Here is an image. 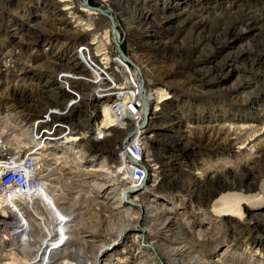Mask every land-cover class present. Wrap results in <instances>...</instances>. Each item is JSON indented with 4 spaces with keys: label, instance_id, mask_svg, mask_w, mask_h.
<instances>
[{
    "label": "rangeland",
    "instance_id": "1",
    "mask_svg": "<svg viewBox=\"0 0 264 264\" xmlns=\"http://www.w3.org/2000/svg\"><path fill=\"white\" fill-rule=\"evenodd\" d=\"M61 1L65 0H0V148L41 159L45 201L72 208L71 231H77L69 233L73 243L62 249L66 254L78 252L79 240L92 246L110 244L111 231L127 225L125 209H114L127 184L114 169L116 157L111 155L109 161V152L99 147H91L89 153L78 144L57 149L48 145L37 151L42 146L33 144L32 126L44 116L45 101L54 99L41 96L36 109L23 94L37 99L38 89L50 92V86L44 87L53 72L50 65L64 66L75 47L100 37L84 28L98 27L108 36L112 26L97 20L100 14L87 11L83 0ZM73 3L81 19L73 20L77 16L66 12L61 16V10ZM90 3L114 17L123 52H137L146 62L149 73L141 79L162 90L164 99L170 97L157 119L151 121L149 115V123L143 125V133L153 135L150 150L163 175L158 184L149 181L139 195L160 213V222L146 238L126 235L124 247L113 257L106 255L107 263L151 264L152 255L142 246L158 242L164 248L180 243L188 249L189 255L178 264H264V0ZM134 9H144L151 19L142 23ZM45 21L48 24L40 26ZM70 22L73 31L79 27L82 33L61 36L51 28ZM68 42L74 46L68 48ZM11 62L12 68L3 70L4 63ZM126 65L132 69V64ZM145 96L151 114L157 102L148 92ZM95 104L103 116L105 103ZM102 122L103 118L99 127ZM0 196L7 198L1 185ZM168 220L173 236L157 235ZM162 259V264L173 263Z\"/></svg>",
    "mask_w": 264,
    "mask_h": 264
},
{
    "label": "bare ground",
    "instance_id": "2",
    "mask_svg": "<svg viewBox=\"0 0 264 264\" xmlns=\"http://www.w3.org/2000/svg\"><path fill=\"white\" fill-rule=\"evenodd\" d=\"M69 1L70 0H65L60 3L67 4ZM77 9L74 3L70 4L65 9L61 10V16H64L66 12V14L77 16L73 17V20L81 19L76 13ZM93 11L94 10H92V13L94 15L98 13ZM136 12L138 16H134L142 20V23H147L151 19V14L145 12L144 9L136 10ZM108 14L110 15L109 11ZM114 21L116 20L114 19ZM47 24L48 21H45L41 23L40 26H46ZM84 25L83 23L81 26ZM111 25L110 23V26ZM57 26L58 27L51 26V28L54 31H58L60 34L75 35L82 33L79 27H73L74 31L72 30V22L65 25L57 24ZM114 27L118 33L116 22ZM112 29L111 26L109 31ZM127 30L128 33H130L132 29L127 26ZM83 31L93 32L106 30L99 29L98 27L94 29L90 27V29L84 28ZM111 43V39H104L102 41L101 37H97L94 42L87 41L75 47L74 51L63 64L64 66L59 64H54L55 66L50 65V67L53 68V72L47 75L49 78H47L44 84L46 88L50 86V89L48 88L50 91L49 93L44 90L38 92V89L36 91L37 99L25 93L22 97L29 101V105H32V107L36 109H39L38 105L41 106V103L36 101L41 98V96L50 94L55 100L52 102L49 100L47 103L46 101L45 103L43 102L46 105L43 110L44 116H40L32 126L34 127L33 144L36 145V147L42 146L39 147L37 151L42 150L48 145H50L52 149H57V146H63L64 144H78V146L82 147L86 152H88L91 147H99L108 151L109 161H111V155L116 157L117 166L114 169L119 175L123 176V180L126 181L127 186L122 190L120 198H118V207L114 209L117 212L125 209L127 225L121 230L113 229L111 231L110 236L114 239L110 241V244L105 245L103 243H96L97 245L94 244L92 246L88 245V242L85 240H79L80 242H77L75 238V242L78 243H76V245L79 246L77 247L78 252L73 251L65 254L61 253L62 249L68 244H72L73 242H70L72 240H61L47 247H45V245L48 244L49 237L54 235L56 228L57 231H67V237L70 236L71 239L69 233L72 229L70 226L72 208L67 209L60 207L56 202L47 203L45 201L47 185L45 191L41 193L39 198V200L42 201L41 206L34 202L32 197H25L23 199L11 197L9 200L0 196V264H109L107 263L106 255H111V257H113L114 253L118 252L119 247H124L125 242L123 239L126 235L133 232L138 238H146L151 227L160 222V213L157 212L156 208L153 207L150 202L141 199L142 196L139 195V192L143 188L148 187L149 181L153 180L154 183L158 184L162 180L161 176L163 174L161 167L154 163L155 161L152 158V152L150 150V140L153 137L152 134L146 135L143 133V142L139 153V166L145 175V185L134 186L132 174L128 171L129 163H127L126 159L127 148L130 140L137 132V112L136 105L132 99H126V94L115 93V91H120V88H126V77L119 72L115 48L114 46L111 47ZM65 45L70 48L74 46V42H68ZM97 46L98 53L101 57L100 62L98 56H96ZM101 46L106 47L102 52L99 51ZM120 47L121 55L125 59V65L126 63L132 64L131 71L138 75L145 87V93L148 92L150 99L157 102V104H155V110L151 112V114L149 113L151 116L150 120L155 121L160 114L161 106H163L170 97L164 99L162 90L153 89L152 84H146V82L141 79L144 72L146 74L149 73V70H147L148 66L146 62L143 61L142 57L138 56L137 52H133L127 56L122 50L121 39ZM96 102L105 103L106 110L103 116H100V108L99 105L95 104ZM84 114L86 117L83 119L84 124H82ZM102 118L103 122L99 127L100 124L98 125V123ZM148 120L149 117L146 120L145 115L144 123L148 124ZM41 121L48 122L41 125ZM77 124L80 125V132H78ZM144 127L145 126H143V130L145 129ZM50 135L57 137V141H53V138H49ZM243 148L244 147L241 149ZM0 150L1 157L3 154L1 148ZM5 152V155L9 156L11 160H16V162L21 160L19 157H16V154L10 153L9 151ZM32 155H34V153H32ZM98 156L99 154L94 157ZM27 158H30V156ZM37 161L42 162L41 159H37ZM103 164H105V162H103ZM42 178L45 184H47L43 175ZM46 199H48L47 196ZM128 206L131 207L128 209ZM130 212L135 213V215L132 217ZM121 215H123V212ZM172 224L173 223L168 220L165 226L158 230L157 235L164 233L165 237H172ZM75 231H77L76 228ZM85 238L89 237H84V239ZM121 241H123V243H121ZM172 245L177 247L164 248L159 245L158 242H151L150 245H145L146 247L142 246V249L152 255L153 261L151 264H162V258H167V260L171 258L173 263L169 264H178L182 261V258L189 255V251L185 246H181L180 243H172ZM151 250H155L156 253H152ZM80 253L83 254L82 257H80ZM155 254H157V256ZM196 260L198 259L196 258ZM195 264L204 263L196 261Z\"/></svg>",
    "mask_w": 264,
    "mask_h": 264
},
{
    "label": "built area",
    "instance_id": "3",
    "mask_svg": "<svg viewBox=\"0 0 264 264\" xmlns=\"http://www.w3.org/2000/svg\"><path fill=\"white\" fill-rule=\"evenodd\" d=\"M83 3L87 11L91 10L89 9L90 7L94 8L91 5L90 0H83ZM97 9H101L104 11V9H102L101 7ZM98 17H100L101 20L103 19V20L108 21L110 25V20L107 17H104L100 14V16H97L95 18L98 20ZM100 23H103V22L98 21L99 25ZM94 32H96L102 38V41L104 39L112 40V46H114L115 54L117 56V66H118L119 72L122 73L126 77V88H120V91H115V93L126 94V99H132L136 105L137 132L128 144L126 159H127V163H129L128 171H130L132 174L134 186H144L145 185V175L139 166V153H140V147L143 142V125L145 122V115H146L143 97L145 98L146 90H145L143 83L139 79L138 75L134 73L133 71L128 70L127 66L125 65V59L121 55L120 31L118 30V33H117L115 29V35H114L113 29H112L109 31L108 36H105L106 33L104 31H94ZM61 36H64V34H61ZM114 37L115 39L117 37L116 43L114 41ZM96 56H98V60L100 62L101 57L98 53V46L96 47ZM27 58H30V57H27ZM39 59L41 60L40 57ZM1 61H3V59ZM41 61L38 67H35L37 70H39L40 68ZM12 64L13 62L4 63L3 70L12 68ZM33 65L34 63L32 62V66ZM20 69H22V63H20ZM39 91L40 90H38V92ZM51 101H55V100H51ZM10 102L14 104L13 101H10ZM15 107L20 108L19 105ZM45 122H48V121H41V125H43ZM77 126H78V132H80L81 131L80 125L77 124ZM49 138H53V141H57V137H53V135H50ZM2 154L3 156L0 157L1 192L7 193V199L9 200L11 197H16L18 199H23L25 197L26 198L32 197L33 198L32 200L39 201L41 193H43L46 189V184L41 175L42 170H43V163L40 161H37V159H34V158H27V154L18 155L17 153L16 157H19L21 159L19 160V162H16V160H11L9 156L5 155V152H2ZM74 163L76 165V162ZM74 168H77V167L74 166ZM75 173L79 175V170H77V172L75 171ZM61 240H70V237H67V231H57V228H56L54 235L49 237L48 244L45 245V247L53 243H58Z\"/></svg>",
    "mask_w": 264,
    "mask_h": 264
},
{
    "label": "water",
    "instance_id": "4",
    "mask_svg": "<svg viewBox=\"0 0 264 264\" xmlns=\"http://www.w3.org/2000/svg\"><path fill=\"white\" fill-rule=\"evenodd\" d=\"M89 9L94 10L95 12H98L99 14H101V15L104 16V17H107V18L110 20L111 24H112V27H113V34L115 35V27H114V25H115V21H114V18H113L112 16H110V15L108 14L107 11H103V10H101V9L92 8V7H90ZM114 41H115V43H116V39H115V37H114ZM124 57H125V56H124ZM143 101H144V104H145V113H146V120H147L148 117H149L148 100H147L146 98L143 97Z\"/></svg>",
    "mask_w": 264,
    "mask_h": 264
}]
</instances>
